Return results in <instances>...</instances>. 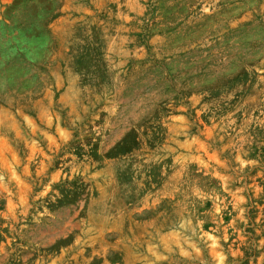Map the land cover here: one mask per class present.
<instances>
[{
    "label": "rangeland",
    "instance_id": "374dc122",
    "mask_svg": "<svg viewBox=\"0 0 264 264\" xmlns=\"http://www.w3.org/2000/svg\"><path fill=\"white\" fill-rule=\"evenodd\" d=\"M0 264H264V0H0Z\"/></svg>",
    "mask_w": 264,
    "mask_h": 264
}]
</instances>
